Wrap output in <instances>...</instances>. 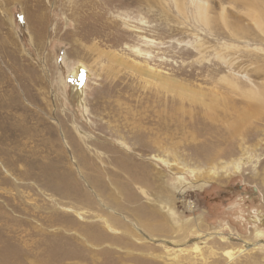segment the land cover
Returning a JSON list of instances; mask_svg holds the SVG:
<instances>
[{"label":"rangeland","instance_id":"obj_1","mask_svg":"<svg viewBox=\"0 0 264 264\" xmlns=\"http://www.w3.org/2000/svg\"><path fill=\"white\" fill-rule=\"evenodd\" d=\"M88 1L0 0V170L9 180L0 177V203L19 216L23 228L36 224L47 234H74L64 224L49 225L45 217L52 208L58 210L54 216L76 218L83 210L42 182L19 180L2 155L4 129L19 126L17 116L25 127L42 120L53 132L42 136L57 135L65 149L56 128L63 114L64 124L77 126L78 136L86 137L91 153L106 160L98 163L107 178L106 170H118L109 162L115 154L149 167L156 184L136 189L141 201L164 207L174 230L153 236L172 242L160 251L163 257L188 254L194 264H264V235L252 221L264 210V18L258 11L246 15L227 0ZM36 10L44 31L35 24ZM76 64L83 65L77 83L87 84L82 95L64 86H74ZM9 90L14 98L5 95ZM21 163L16 168L32 166ZM208 233L213 236L205 238ZM221 235L237 241L224 245ZM245 240L259 249L242 252Z\"/></svg>","mask_w":264,"mask_h":264},{"label":"bare ground","instance_id":"obj_2","mask_svg":"<svg viewBox=\"0 0 264 264\" xmlns=\"http://www.w3.org/2000/svg\"><path fill=\"white\" fill-rule=\"evenodd\" d=\"M36 1L39 3V0ZM193 1L199 5L205 4L202 0ZM227 1L238 8H242L243 10L246 9V15H251V12L258 11L260 17L264 18V0ZM40 14L41 13L36 10L33 15L34 21L38 29L44 31L40 25L42 23V21L40 22V17H42ZM80 53L81 51H79L78 54ZM82 66L77 64L74 66L72 71L74 86H72V88L69 84L67 86L63 83L67 90L70 89L73 91V94L77 95H82L86 88L85 85H87L79 86V83H77L79 77L77 69ZM88 71H90V68ZM145 73L160 78V80L163 79L160 74L154 71L146 70ZM147 93H149V91ZM5 95H8L10 99L14 98L13 91L9 90L8 94ZM9 106L11 105L8 103V107ZM10 117L13 119V115ZM65 117L66 115H61V119L63 120L57 122L58 127L56 128L61 132L65 149L73 154L72 159H70V156L68 157V155H66V150L60 144L57 135H54L55 139L54 136L50 139L42 136L43 132L47 135H53L52 130L50 131L49 126L42 120L39 119L37 123H32L30 126L26 125L25 127L22 125L18 116L16 117L17 124H19L20 127L16 125L9 130L6 128L4 129L5 136L2 140L5 147H3L2 155H4L6 159V164L11 165L23 178H18L19 180L42 182L45 188L60 194L63 198L68 199L74 206L83 210V213L77 212L78 216L76 218L69 214L54 216L53 213L58 210L52 208L51 215L45 217L49 225L56 223L64 224L68 228L67 231L73 230L74 234L71 233L68 235L65 230L64 236L61 235L59 231L47 234L45 229L37 227L36 224H29V228H23L22 220L19 216L11 213L8 214L5 208V202L3 201L0 203V264H194L192 258L188 254L182 257L181 255L178 256V254L175 256L170 254L168 257L177 258L167 259L160 253L163 248L166 249L170 247L172 242L165 239L159 240L153 236L172 234L173 228L167 223L168 220L162 214V211L164 212V207L162 205L159 207L156 204L144 202V200L141 201L143 195L136 189V185L141 184L150 189L152 184H156L154 177H149V172L147 170L149 167L146 165H132L130 156H118L115 154L109 162L112 161L118 170L112 169L109 170V172L106 170L109 176L107 178L104 174L105 169L98 163L99 159L101 162L103 161V163L106 160H102L97 154L91 153L90 146L85 144V142H87L86 137L78 136L76 133L77 126L73 128L70 125H65L64 122L68 121ZM41 125H43V127H41ZM35 135L38 138L37 141L34 138ZM21 136L22 139L20 138ZM24 137L26 139L23 141ZM30 140L31 143L29 142ZM127 149L128 148L125 147L124 150ZM104 155L107 156L108 154ZM30 162H32V166H28V170L24 171L21 168H16L18 163L27 165L30 164ZM126 174L128 177H125ZM259 175L260 174H257V176ZM0 177L9 182V180L6 179V175L2 177L1 170ZM28 185L34 186L33 184ZM141 190L144 195L147 194V189L141 188ZM19 203H21L20 199ZM30 212L31 208L29 206V211L27 213ZM174 214L176 213L173 212L172 215ZM38 217L42 219L43 216L38 214ZM78 217L81 220H78ZM252 221L257 230V234H259L260 237L263 236L264 210H257ZM120 230L122 232L121 234L118 232ZM197 232L198 231H194V233ZM37 234L43 235L44 239L30 238L31 235ZM212 236V234L208 233L205 238ZM181 237H183L181 243L186 244L185 234H182ZM132 238H144L149 241L138 243ZM200 238L201 237L198 236L193 240L195 249L197 250L200 248L199 243L201 240H198ZM221 238L223 239L224 245L235 242L236 240L233 235H224ZM159 244H164V246H159ZM252 247L257 249L258 244H253L245 240L242 252ZM135 251L138 253L134 254ZM182 251L183 249H179L177 253ZM257 256L258 254L255 253L253 258L257 259Z\"/></svg>","mask_w":264,"mask_h":264}]
</instances>
